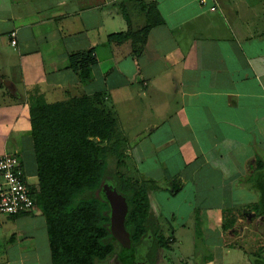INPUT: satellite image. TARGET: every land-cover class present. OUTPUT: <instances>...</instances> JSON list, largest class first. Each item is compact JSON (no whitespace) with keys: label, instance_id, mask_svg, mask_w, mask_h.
I'll list each match as a JSON object with an SVG mask.
<instances>
[{"label":"crops","instance_id":"crops-1","mask_svg":"<svg viewBox=\"0 0 264 264\" xmlns=\"http://www.w3.org/2000/svg\"><path fill=\"white\" fill-rule=\"evenodd\" d=\"M150 21L138 58L108 39ZM90 51L84 81L69 57ZM82 97L116 116L126 173L150 205L149 235L133 246L113 223L121 249L98 264H264V0H0V157L20 159L31 189L30 103ZM11 220L0 264H52L44 216Z\"/></svg>","mask_w":264,"mask_h":264},{"label":"trees","instance_id":"trees-1","mask_svg":"<svg viewBox=\"0 0 264 264\" xmlns=\"http://www.w3.org/2000/svg\"><path fill=\"white\" fill-rule=\"evenodd\" d=\"M154 25L150 21L137 33L130 28L108 39L131 41L138 58ZM69 61L84 81L97 63L93 51L75 53ZM100 103L94 107L87 97L58 104L36 98L30 103L39 180L31 189L33 210L46 220L52 264H98L114 258L121 248L111 226L122 220L133 246L149 235L147 192L126 173V139L119 133L116 116ZM113 194L124 198V215H116L108 198ZM157 242L164 245L160 238Z\"/></svg>","mask_w":264,"mask_h":264},{"label":"built area","instance_id":"built-area-1","mask_svg":"<svg viewBox=\"0 0 264 264\" xmlns=\"http://www.w3.org/2000/svg\"><path fill=\"white\" fill-rule=\"evenodd\" d=\"M205 0H201L204 4ZM212 8V11H215ZM12 46L17 44V32L10 35ZM35 205L31 187L25 180V174L20 159L15 155L0 157V214L9 217L26 214Z\"/></svg>","mask_w":264,"mask_h":264},{"label":"rangeland","instance_id":"rangeland-1","mask_svg":"<svg viewBox=\"0 0 264 264\" xmlns=\"http://www.w3.org/2000/svg\"><path fill=\"white\" fill-rule=\"evenodd\" d=\"M31 183L35 182L34 180L33 181H30ZM11 217L7 216V215H2L0 214V229H2V224H5V228L7 225H9L11 223ZM40 225L37 226V229H36V236H37V240L39 242V245H40V248L42 250H44V248H46V245H47V241H46V232L44 230L45 229V224H44V221L41 220V222H39ZM0 235H1V232H0ZM1 241V240H0ZM189 242V245H190V240L188 241ZM191 246V245H190ZM0 251L4 252V249L1 247V243H0ZM101 263V262H100Z\"/></svg>","mask_w":264,"mask_h":264},{"label":"water","instance_id":"water-1","mask_svg":"<svg viewBox=\"0 0 264 264\" xmlns=\"http://www.w3.org/2000/svg\"><path fill=\"white\" fill-rule=\"evenodd\" d=\"M112 202H113L115 209H116L115 210L116 215H121L125 212V210H126L125 201L120 202V201H116V200L112 199Z\"/></svg>","mask_w":264,"mask_h":264},{"label":"flooded vegetation","instance_id":"flooded-vegetation-1","mask_svg":"<svg viewBox=\"0 0 264 264\" xmlns=\"http://www.w3.org/2000/svg\"><path fill=\"white\" fill-rule=\"evenodd\" d=\"M110 260V259H109Z\"/></svg>","mask_w":264,"mask_h":264}]
</instances>
